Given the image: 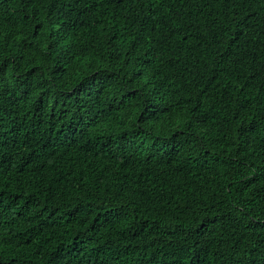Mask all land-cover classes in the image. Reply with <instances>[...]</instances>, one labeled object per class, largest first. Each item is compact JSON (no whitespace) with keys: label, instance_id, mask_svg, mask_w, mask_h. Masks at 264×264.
<instances>
[{"label":"trees","instance_id":"trees-1","mask_svg":"<svg viewBox=\"0 0 264 264\" xmlns=\"http://www.w3.org/2000/svg\"><path fill=\"white\" fill-rule=\"evenodd\" d=\"M0 264H264V0H0Z\"/></svg>","mask_w":264,"mask_h":264}]
</instances>
